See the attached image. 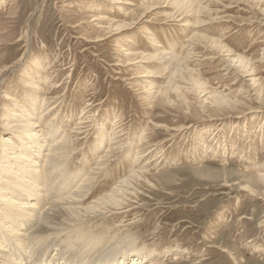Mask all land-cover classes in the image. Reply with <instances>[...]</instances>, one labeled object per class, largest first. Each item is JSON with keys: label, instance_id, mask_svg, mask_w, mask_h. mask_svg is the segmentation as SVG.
Listing matches in <instances>:
<instances>
[{"label": "rangeland", "instance_id": "rangeland-1", "mask_svg": "<svg viewBox=\"0 0 264 264\" xmlns=\"http://www.w3.org/2000/svg\"><path fill=\"white\" fill-rule=\"evenodd\" d=\"M113 5L0 0V68L15 66L0 86V142L11 109L43 98L47 122L62 126L70 177L103 163L106 178L91 184L85 203L140 167L147 172L133 182L132 210L95 219L98 233L126 223L134 249L154 253L151 264H264V187L257 180L264 172V25L254 22L264 20V0L203 2L202 13L187 18L191 28L168 20L167 8L136 29L93 41L107 32V19L94 17L124 19ZM203 37L218 40L217 48ZM156 48L183 64L172 78L177 88L163 96L156 91L167 85L165 65L142 59ZM183 125L172 138L170 128Z\"/></svg>", "mask_w": 264, "mask_h": 264}, {"label": "bare ground", "instance_id": "bare-ground-1", "mask_svg": "<svg viewBox=\"0 0 264 264\" xmlns=\"http://www.w3.org/2000/svg\"><path fill=\"white\" fill-rule=\"evenodd\" d=\"M110 1L124 19L94 17L93 20L98 22L107 19L105 26L107 32L104 36H97L93 41L104 40L125 30L136 29L167 8L173 9L172 12L164 14L168 20L181 27L191 28L193 26L187 18L202 13L201 3L209 0H138V5L129 0ZM138 10H141V13L134 18L133 15ZM254 22L264 25L263 19H256ZM144 31L150 32L147 27ZM195 37L199 38L193 35L190 40ZM203 39L209 42L211 50L217 48L218 40L206 37ZM125 55H130V52ZM144 58L159 59L158 61L165 65L164 71L169 74L167 85L158 88L157 95H167L169 88L173 90L177 88L172 81L183 67L177 55L156 48L154 53H146L142 59ZM234 62L237 61L230 60L229 66L233 68L234 64H231ZM12 68L15 66L6 65L0 68V86L3 73ZM148 75L154 74L150 72ZM4 97L12 102L16 101L13 96ZM47 103L43 98L39 100L31 96L24 100L18 109H11L12 111L9 112L11 119L5 126L9 134L0 142V264H125L126 262L146 264L150 262L154 253H143L142 249H134V238L124 233L127 228L126 223L117 224V232L113 225L110 228L102 227L105 232L102 230L99 233L96 224H93L95 219L111 212L129 213L132 210L128 204L129 196L136 194L133 182L143 179L147 172L139 170L141 167L138 166L140 167L138 170H132L128 177L123 176L124 178L110 187L108 193L92 201L94 197L91 196L90 203H85L90 198L89 195H94L91 184L98 182L105 174L100 167L103 163L100 159L94 168L93 166L88 168V172L83 177L78 175L79 173L70 177L72 174L68 172L69 168L65 167V164L69 165L71 156L66 154L68 147L61 134L63 132H59L62 126H58L60 123L56 124V118H53L52 124L47 122L46 117L51 113V109L45 107ZM187 128L184 125L170 128L175 133L172 138L181 135ZM47 140L51 141L45 144ZM142 158L143 155L137 150L132 162L138 164ZM150 161L148 163H151ZM257 180L263 182L264 187V172L258 174ZM146 181L150 186L152 185L149 180ZM241 190L246 191L250 196H256L255 190L249 186L244 185ZM263 196L264 189L262 196L258 198ZM39 204L44 205L40 211ZM21 214L27 216L28 224ZM16 227L25 228L24 231L19 232ZM110 249L117 251H107ZM178 253L180 252L173 253L174 260L180 257Z\"/></svg>", "mask_w": 264, "mask_h": 264}]
</instances>
